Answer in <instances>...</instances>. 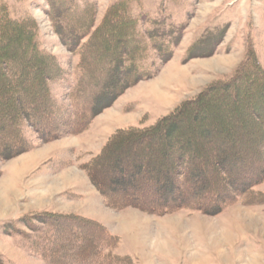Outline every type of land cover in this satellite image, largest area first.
<instances>
[{
    "label": "rangeland",
    "instance_id": "obj_1",
    "mask_svg": "<svg viewBox=\"0 0 264 264\" xmlns=\"http://www.w3.org/2000/svg\"><path fill=\"white\" fill-rule=\"evenodd\" d=\"M179 27L169 59L159 61L147 33L156 31L166 45L170 29ZM112 48L125 63L135 57L147 65L144 77L93 116L82 132L56 131L43 140L26 120L21 130L27 147L0 155V264H47L34 230L43 233L40 219L53 214L103 225L118 239L103 252L133 264H264V203L232 199L216 213L113 209L83 168L119 128L145 129L181 106L186 114L178 118L191 125L198 115L216 117L220 109L231 108L230 101L241 114L224 124L236 132L217 133V141L215 133L196 134L194 140L206 147L225 144L233 154V177L254 175L264 165V0H0V131H7L13 112H23L29 103L46 118L55 111L57 123L73 118L82 62L93 65L96 82L93 77L105 75L102 67L113 64ZM38 81L45 83V94ZM91 92L89 87L84 94ZM199 98L200 105L190 103ZM47 100L55 106L45 107ZM6 141L0 136V150ZM220 166L216 175L224 171ZM99 180V185L106 182ZM252 188L264 197V175ZM70 221L58 223L67 227Z\"/></svg>",
    "mask_w": 264,
    "mask_h": 264
},
{
    "label": "trees",
    "instance_id": "obj_2",
    "mask_svg": "<svg viewBox=\"0 0 264 264\" xmlns=\"http://www.w3.org/2000/svg\"><path fill=\"white\" fill-rule=\"evenodd\" d=\"M179 29L180 27L178 31L170 29L173 35L166 45L162 44L163 39L158 38L156 31L147 33V37L151 38L153 42L151 45L157 52L159 61L164 62L169 59L171 55L169 44L171 42L172 44L176 43L180 33ZM164 35L170 36V33H164ZM122 46L120 43V51H122ZM114 49L112 48V55H109L113 60L110 70L102 67L105 75L93 77L95 80L97 79L96 82H92L93 73L90 71L93 65L87 60L82 62L80 76L73 91V94L76 93L77 95L73 98V118L60 119V123H57L59 120L55 111H52L51 116L46 118L47 115L43 112L40 115L41 110L39 114V111L31 108L36 107L31 103L24 107L23 112L15 110L13 117H11L13 125L11 122L5 123L7 131H0L1 138L8 141L5 142L7 145L1 148L0 155L14 154L27 147V141L21 130V124L26 120L43 140L55 137V134H58L56 131H59V134L82 132L93 116L109 106L126 87L144 77V72L148 69L147 65L142 66L135 57L133 61L125 63L120 55L115 58V54L120 53L118 48ZM146 50L145 48L143 53ZM123 53L125 54V52ZM91 83L92 86H90ZM83 86L85 87L83 88ZM37 87L45 94L44 82L38 81ZM89 87H92L95 92L85 95ZM5 91L11 90L5 89ZM82 98L83 101L80 103ZM251 101L250 99V106L252 105ZM47 102V104H43L45 107L48 104H52V108L55 106L52 102L50 103L48 100ZM201 102L202 99L199 98L190 103L195 106V104L200 105ZM99 103L101 104L99 105ZM228 105L231 108L228 106L225 110L224 108L220 109L216 117L205 114L198 115V118L194 119L197 121L192 122L191 125L182 124L183 121L178 118L179 114H186L185 109H182L181 106L176 112L163 119L166 122L169 120L168 124L163 125L164 122L162 123L163 120H161L145 129L119 128L112 133L101 152L83 167L100 192L104 204L113 209L132 207L157 215L170 213L176 209H195L204 213H216L221 210L224 204L232 199L239 200L240 198L245 204H263L264 197L258 191H253L252 187L262 180L264 165L259 170L257 168V172L252 176L242 179L241 175L235 174L233 177L230 172V162L234 160L233 154L226 149L225 144L217 143L206 147V142L194 140L196 134L205 135L212 132L215 133L216 136L213 138L217 141L220 138V134L217 135V133H225L226 130H231L232 133L236 132L235 128L231 129L224 123L230 119L233 120L241 112L236 110L237 108L233 107L234 104H230V101ZM202 106L206 108V104ZM0 109H4V107ZM188 110L189 108H187ZM193 113L195 114V111ZM231 120L229 122H232ZM251 123L254 126V121ZM52 130L53 134L51 133ZM226 139L229 140L228 137ZM245 139L249 141V138ZM237 141V139L234 140L236 147ZM123 150H126L125 155L121 153ZM138 153H146V155L148 153L147 159H138ZM249 162L245 164L248 166L250 165ZM220 164L224 171L216 175ZM160 167L165 168L164 171H160ZM251 167L247 168L250 169ZM106 169H109V174H106L108 177H100L102 181L103 178H107L106 182L99 185L97 183L100 181L99 176L101 172L105 173L104 170ZM108 194L117 197L112 200ZM202 201H205L206 204ZM69 218L72 222L70 221L67 227L58 223L59 220H68ZM40 221L44 226L43 233L41 230L35 229L34 238L37 239L39 249H41L40 254L47 264H75L76 261V264H112L114 261L133 264L126 259L118 260L114 256L110 258L108 254L103 252L104 250L109 251L118 239L94 220L53 214L41 218Z\"/></svg>",
    "mask_w": 264,
    "mask_h": 264
},
{
    "label": "bare ground",
    "instance_id": "obj_3",
    "mask_svg": "<svg viewBox=\"0 0 264 264\" xmlns=\"http://www.w3.org/2000/svg\"><path fill=\"white\" fill-rule=\"evenodd\" d=\"M255 128H256V127H255ZM231 134H232V133H231ZM252 136H253V135H252ZM257 137H258V136H257ZM217 143H218V142H217ZM211 144H212V143H211ZM202 145H203V144H202ZM260 155H261V154H260ZM249 156H250V155H249ZM202 169H203V168H202ZM101 174H102V173H101ZM101 176H104V175H101ZM101 176H100V177H101ZM105 176L108 177V175H106V174H105ZM105 176H104V177H105ZM100 177H99V178H100ZM100 179H101V178H100ZM104 179H105V178H103V181H104ZM105 180H106V179H105ZM101 181H102V180H101Z\"/></svg>",
    "mask_w": 264,
    "mask_h": 264
},
{
    "label": "crops",
    "instance_id": "obj_4",
    "mask_svg": "<svg viewBox=\"0 0 264 264\" xmlns=\"http://www.w3.org/2000/svg\"><path fill=\"white\" fill-rule=\"evenodd\" d=\"M103 201V200H102Z\"/></svg>",
    "mask_w": 264,
    "mask_h": 264
}]
</instances>
